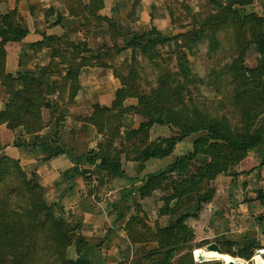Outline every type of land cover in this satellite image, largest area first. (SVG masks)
Listing matches in <instances>:
<instances>
[{
	"label": "trees",
	"instance_id": "obj_1",
	"mask_svg": "<svg viewBox=\"0 0 264 264\" xmlns=\"http://www.w3.org/2000/svg\"><path fill=\"white\" fill-rule=\"evenodd\" d=\"M73 1L76 2L78 12L71 10L74 7L72 0H63V3L67 5L71 14L76 16L81 13L85 24H88L87 20L90 17L93 20L104 21L105 30L112 45H103L97 49L96 55L86 57L83 53H90L93 50L85 42L74 43L66 34L60 36L43 34L36 44L39 48L45 47L49 50L51 56L49 63L12 76L4 71L5 52L3 41H0V84L7 97L4 108L0 110V124L4 123L10 130L19 128L25 134L40 131L43 127L41 109L47 105L46 97L53 94L58 97L66 95L67 103L71 102L78 91V75L82 67L90 65L111 68L113 76L120 78L114 65H111V60L114 61L122 50H137L140 55L154 58L156 45L167 41L151 23L147 31L133 33L124 45L114 47L113 41H116L121 33L112 19L96 14L97 10L102 8L103 0H87L86 3L81 0ZM138 2L139 0L132 2L127 14L129 20H133L132 14ZM226 2L224 5L217 2L214 13H208L201 22L197 21L196 27L184 32L181 37L189 36L191 42L209 37V40L216 44L213 34L226 20L237 15L236 10L230 5L233 2L249 3L251 0H226ZM243 18L250 22L251 44L258 54V62L255 68H247L244 66L243 54L240 53L227 66V71L233 74L235 80V95L237 101L241 103V118L245 122L244 131H231L225 122H219L195 109L189 113L185 107L170 103L165 96L160 98V91H162L160 88L159 91L153 90L147 95L137 93L135 86L132 94L128 90L131 87L128 78L121 77L122 87L116 90L112 101V105L119 108L116 114L108 106L92 104L90 114L81 118V121L92 124L97 133L102 134V139L97 142L93 151H88L86 154L73 156L67 153L69 159L74 163H82L85 160L93 163L98 160V167L109 175L123 176L120 152L125 154V158H132L140 163L150 158H163L171 155L177 141L195 131H204L205 137L195 139L191 151L176 156L165 168L146 174L144 183L137 188L140 197L147 196L155 189L166 188L170 174L176 173L178 179L170 183L171 194L163 197V207L159 211L168 212V204L172 199L184 198L188 202H193L194 210L198 212L202 205L208 203L214 195V188L208 186L209 182L220 174H226L227 169L239 163L248 150L264 145V123L254 127V119L264 113V15L249 13ZM1 22L14 40L26 34L15 20V10L3 14ZM182 45L188 46V43H182ZM184 57L182 52L178 53L176 74L186 82L191 79H189L188 62ZM129 72L134 73L132 69ZM53 74L57 75V78H51ZM163 76L166 77V75ZM16 82L20 83L19 87L16 86ZM181 88L182 84L177 81L176 89ZM133 95L137 96V104L121 108L122 100ZM243 99L246 101L242 102ZM131 111L145 117V121L141 122L137 129L141 133H144L142 130H147L153 123H165L175 126L179 135L162 138L146 147H129V149L128 147H112L114 141L121 136L119 135L121 115ZM158 111L162 113L158 114ZM110 122H116V125L112 127ZM138 131L135 133L137 134ZM127 132L130 135L134 133L132 130ZM119 141L121 142V138ZM197 155L208 157L209 160L192 171L190 162ZM17 164V159L1 154L0 181H4L5 177L19 175L24 179L21 184L27 191H30L32 187H38L31 186V183L37 179L36 174L31 173L32 177L27 180ZM84 172L82 170V173ZM257 198L262 199L264 203V197L260 195V192ZM32 202L30 208H21L19 212L12 209L5 210V207L0 210V264H43V258L49 260L53 254L55 259L48 264H90L82 256L83 249L87 247L86 241L83 237H73L70 234L72 228L63 218L55 216L52 211L53 204L46 203L42 199H33ZM137 210L138 204H135V211ZM190 214H181L165 227L155 226V230L141 223L135 217L136 213L131 216L125 223V230L132 243L143 236L144 232L149 234L150 239L156 238L158 242V247L154 251L136 257L133 264H173L175 249L192 238L191 230L183 224ZM195 215L196 213H193L191 216ZM234 244V241L226 240L224 249L218 246L224 253L245 259L249 258L251 250L257 246L247 245L240 247L236 252H231L230 248ZM71 245L74 246L77 255L74 259L68 258L65 254L66 248ZM186 255L190 258V252Z\"/></svg>",
	"mask_w": 264,
	"mask_h": 264
},
{
	"label": "crops",
	"instance_id": "obj_2",
	"mask_svg": "<svg viewBox=\"0 0 264 264\" xmlns=\"http://www.w3.org/2000/svg\"><path fill=\"white\" fill-rule=\"evenodd\" d=\"M107 1L103 0V4ZM149 1L140 0L137 8L139 12L135 13L134 20H129L127 13L130 1L114 0L115 23L120 33L121 26L131 33L143 28L148 30L150 23L145 22H149L151 17L150 22H155L156 27L167 19L164 1H154L153 7ZM251 1L264 7V0ZM12 10H15L16 22L26 32L18 40L9 35L1 22L2 15ZM84 20L81 13L78 16L71 14L63 0H0V41H3L5 52V73L16 76L22 71L33 70L49 63V50L45 47L39 48L36 44L43 34H66L74 43L85 42L93 50L83 53L86 57L96 55L97 49L103 45H112V42L98 34L96 39L90 37L94 29L85 24ZM116 40L120 44L121 36ZM120 54L116 56V61ZM51 78H57V75L53 74ZM78 85V91L69 103L66 95L49 96L47 105L41 109L43 127L40 131L25 134L19 128L10 130L4 123L0 124V155L17 159L26 170L35 173L50 191L55 202L68 201L64 215H70L74 221V232L86 241V253L91 258L94 254L93 264H133L143 250V244L131 243L125 230V223L136 213L135 204L145 214L144 221L152 230H155V226H167L180 214L191 213L186 222L192 225L199 240L224 235L225 240L237 242L242 241L249 231L256 232V226L249 228L252 223L258 221L256 225L261 223L264 227V213H261L259 200L248 191H243V188L246 190L251 184L264 191V161L261 167L252 169L241 181L231 180V175H218L212 185L215 189L213 197L198 212L194 210L193 202L180 198L172 199L168 204L169 211L163 214L159 213V209L163 207V197L171 194V185H167V182L166 188L155 189L143 197L139 196L137 188L144 183L146 174L170 164L174 157L172 154L140 163L132 158H125V154L120 152L123 176L109 175L98 167V160L93 163L86 160L82 163L72 162L67 153L73 156L86 154L93 151L97 142L102 139V134L97 133L92 124L81 121V118L90 114L92 104L110 103L113 96L111 97L107 88L111 86L113 90L118 83L111 68L87 65L80 69ZM16 86L19 87L20 83L16 82ZM6 99L0 84V110L4 108ZM77 144L79 147H76ZM180 148L183 147H175L173 155L182 154ZM184 148L185 151L190 150L189 147ZM254 149L247 152L246 164L257 160ZM82 170L85 172L82 173ZM247 178L249 180L246 182ZM173 180L176 178L173 177ZM244 182L247 185L245 187ZM193 213L196 215L191 216ZM258 236L262 238L258 247L261 246L264 250V233L258 231ZM241 241L238 243H242Z\"/></svg>",
	"mask_w": 264,
	"mask_h": 264
},
{
	"label": "rangeland",
	"instance_id": "obj_3",
	"mask_svg": "<svg viewBox=\"0 0 264 264\" xmlns=\"http://www.w3.org/2000/svg\"><path fill=\"white\" fill-rule=\"evenodd\" d=\"M129 1L131 6L134 0ZM154 1L156 0L149 1L151 7H153ZM162 1H164L166 4L165 13L167 19H165L163 23H160V25L156 28L160 32L161 36L166 38L167 41L156 45V54L154 55V58L140 55L139 51L137 50L132 51L131 49H128L121 51L120 58L117 59V61L116 59L114 61L111 60V65H114L113 67L120 76V78L114 77L118 83V86H116L115 89L112 90L111 86L107 88L111 94V97L113 96L114 98L116 90L122 87L120 84L121 77L128 78L129 86H131L128 90L132 94L135 91V86L137 93L147 95L151 94L153 90L159 91L160 88L162 90L160 91V98L165 96L167 99H169L170 103L179 104L180 106L185 107L189 113H192L195 109L203 115L217 119L219 122H225L231 131H244L245 122L241 118V103L237 101V97L235 95V80L233 78V74L227 71V66L231 64L233 59L242 53L244 66L251 69L256 67L258 62V54L256 53L254 46L251 44L252 37L250 32L252 28L250 26V22L243 17L249 13L264 15V7H262V4L260 5L256 2L254 3V1L242 4L233 2L230 6L236 10L237 15L236 17L226 20V22L220 26L215 34H213L216 43L213 44L209 40V37H204L199 41L191 42L189 40V36L181 37V34L189 31L192 27H196L198 23L197 21L201 22L203 20L202 18L208 13H214L217 9V7H215L217 2L221 5H224L227 3L226 0ZM72 2V6L74 7L71 10L78 12L79 9L75 4L76 2L73 0ZM113 3L114 0H108L106 4L102 3L103 9L101 8V12L103 14H99L101 9H98L96 14L105 16L115 22ZM138 5L139 2L132 14L133 20L135 13L139 12V9H137ZM151 7H149V11L152 10ZM149 16L151 17L150 14ZM87 21V25L92 26L94 29L93 35L90 37L96 39V35L98 34L104 37V39L107 41L112 42L106 33L104 21L93 20L91 17ZM150 21L145 23H150V26L151 23H155ZM141 22L142 21H140V23ZM97 26L98 28L95 29ZM128 31L129 30H127V28H123V26H121V43L117 44V40L113 41L114 47L115 45H124V43L133 36V33ZM141 31L145 32L147 31V28L139 29L136 34L141 33ZM182 43H188V46L182 45ZM179 52H182L185 55L184 58L188 62V68L190 71L189 79H191V81L184 82L182 81L183 78L176 74L178 71L177 56ZM130 69L134 71L133 74H130ZM163 75H166V77ZM246 75L249 74L246 73ZM177 81L182 84V88L179 90L176 89ZM49 100L50 98L47 96L46 101ZM112 101L113 99L110 101V103L102 104V106L110 107L111 111L116 114V111H118L119 108L112 105ZM244 101H246V99H243L242 102ZM122 103L123 104H121V108L129 105H136L137 96L133 95L126 97L122 100ZM157 113L159 114L162 112L158 111ZM143 121H145V117L138 112L131 111L122 114L120 118L121 125L119 127V135L123 137L120 136L117 138L116 141H114L112 147H128V149L129 147H146L148 144L153 142L156 143L162 138L177 137L179 135L178 129L175 128V126L165 123H153L150 128L147 130H142L144 133H141V131H138L137 129L139 128L140 123ZM262 123H264V113L254 119V127L256 128L258 124ZM115 125L116 122H110V126L114 127ZM130 130L134 132L132 135L127 132ZM135 131H138L137 134ZM205 135L206 133L204 131H195L182 138L180 141H177L174 144V148L171 152L172 156H174L173 160L176 156H178L173 155L175 152V147H183L180 148V153L185 154L192 150L193 141L195 139L205 137ZM120 138L121 142L119 141ZM76 147H79V144H77ZM184 147H189L190 150L185 151L186 149ZM253 149H250L247 152ZM255 149L254 150L258 156L256 161L246 164V153L245 157L240 160L239 163L230 166L227 169L225 175H231V180L239 179V181H241V179L246 178L245 176H247L252 169L261 167L262 162L264 161V145H258L255 147ZM208 160V157L197 155L190 162L192 171H194L197 167L203 166ZM17 165L19 169L24 172L25 178L27 180L32 177L31 173L33 172L26 170L22 163L18 161ZM173 177L178 179L176 173L170 174L167 185H170ZM23 180L24 179L18 175L14 177H5L4 181H0V210L5 207V210L12 209L19 212L21 208H30L33 204V199H42L46 203L53 204V213L55 216L63 218L65 223L72 228L70 234L73 237H82L81 235L74 232V221L70 215H66V217L64 215L68 207V201L55 202L50 191L44 187L38 177L31 183V186L36 185L38 187H32L30 191H27V189L22 186L21 183ZM248 180L249 178H247L245 181L247 182ZM213 181L209 182L208 186L213 187ZM246 182H244L245 185H243V187L247 186ZM250 186L251 187L246 188V190L243 188V191H248L249 193L256 196V199L259 200V206H261V213H264V203L262 199L257 198L258 192H260V195L264 197V191L255 188L253 184ZM252 200L253 199H250V201ZM255 202L258 205L257 201ZM159 213L163 214V212L161 213L160 211ZM135 217H137L141 223H145L149 227V224L144 221L146 220V216L145 214L141 213L139 206ZM257 218L258 216L256 215L255 220H257ZM256 223H252L249 226V228L256 226V232H253V230L249 231V233L245 234L244 238H242V241L239 240L242 243H238L239 241H234L235 244L230 248L231 252H236L240 247H245L247 245H257L255 249L251 250L249 258L245 259L229 254L230 256L241 259L247 264H253L252 257L259 255L256 253V251L262 249L260 248L261 246L258 247V244L262 241V238L258 236V231H262V234L264 233L263 224L259 223V226H257ZM183 224L187 226L189 230H191L190 233L192 238L188 242H183V244L181 243L182 245H178L177 249H175L176 252L174 258H172V260H174L173 264H223L221 260L215 257V251L207 250L206 245L214 242L224 249L226 245L225 236L219 235L213 238L209 237L207 239H200V241L197 239V233L192 228V225H190L189 222H186V220L183 221ZM142 231L144 230L142 229ZM133 243L143 244L144 246L143 250L139 252L138 256L154 251L158 247L156 238L150 239L149 234L146 232H144L143 236ZM85 249L86 247L83 249L82 256L86 258L90 264H93V260L95 258L94 254L91 258L88 253H86L87 250ZM195 249H199L201 251L199 261H196L194 258L193 252ZM188 252H190V258L186 255ZM65 254L70 259L77 257L73 245L66 248ZM179 255L183 256L179 257ZM259 256L264 258L263 255ZM54 259V254L50 256L49 260H45V258H43V264H48V262H52Z\"/></svg>",
	"mask_w": 264,
	"mask_h": 264
},
{
	"label": "bare ground",
	"instance_id": "obj_4",
	"mask_svg": "<svg viewBox=\"0 0 264 264\" xmlns=\"http://www.w3.org/2000/svg\"><path fill=\"white\" fill-rule=\"evenodd\" d=\"M263 249L258 250L260 253L263 252ZM194 258L196 261H199V257L201 255V251L199 249H195L194 252ZM215 257L218 258L223 262V264H228L229 261L234 260L235 262L239 264H247L246 262L242 261L241 259L234 258L226 253H217L215 252ZM253 264H264V258L260 257L259 255H255L252 257Z\"/></svg>",
	"mask_w": 264,
	"mask_h": 264
},
{
	"label": "water",
	"instance_id": "obj_5",
	"mask_svg": "<svg viewBox=\"0 0 264 264\" xmlns=\"http://www.w3.org/2000/svg\"><path fill=\"white\" fill-rule=\"evenodd\" d=\"M206 249L207 250H211V251H215L217 253H223L221 251L220 247L214 242H211V243L207 244L206 245ZM263 257H264V255H263ZM228 264H239V263H237L234 260H232V261H229Z\"/></svg>",
	"mask_w": 264,
	"mask_h": 264
},
{
	"label": "built area",
	"instance_id": "obj_6",
	"mask_svg": "<svg viewBox=\"0 0 264 264\" xmlns=\"http://www.w3.org/2000/svg\"><path fill=\"white\" fill-rule=\"evenodd\" d=\"M260 250V249H259ZM263 252H259V251H256V253H258L259 255H264V250H262Z\"/></svg>",
	"mask_w": 264,
	"mask_h": 264
}]
</instances>
